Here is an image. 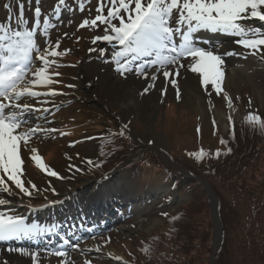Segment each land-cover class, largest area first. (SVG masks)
I'll return each instance as SVG.
<instances>
[{"label":"rangeland","instance_id":"rangeland-1","mask_svg":"<svg viewBox=\"0 0 264 264\" xmlns=\"http://www.w3.org/2000/svg\"><path fill=\"white\" fill-rule=\"evenodd\" d=\"M3 1L18 13L16 28L31 27V22L34 21L32 9L40 7L42 15L35 18L39 21L38 29H43L42 17L48 16L50 19L48 38L53 45L59 38L57 51L65 54L49 57L56 62L49 69V75L54 83L47 87H33L30 84L33 77L29 73L22 85L41 93L50 91L62 93L55 97H39L45 99L51 109L50 112L42 114L45 118L40 119L43 123L40 126L55 128L56 131L48 133L51 137H48V134L46 136L45 132L38 133L37 136L29 139L28 146L32 144L40 146L42 151L39 157L42 163L63 179L48 176L31 159L25 158L23 154L26 149H24L22 159L27 162L22 166L21 179L31 195L20 193L6 176L0 175L12 190L11 193H5L0 188V199L7 195H17L23 199L24 201L14 204L16 210L21 209V216L27 209L19 205L25 204L30 197L35 198L32 202L35 204L40 202L39 197H45L51 209L57 210L69 204L72 208L69 211L70 215L59 221L60 224L63 223L62 229L66 230L58 237L51 236L49 229L48 233L43 234V230L39 229L40 234L35 238L45 243H40L38 246L39 252L35 262L31 258L32 254L24 255L20 252H10L8 249L21 248L27 252L37 249L23 244L0 242V264H37V262L55 264L56 260L53 261L52 255H55L58 249L66 250V255L63 256L65 264H122L141 255L143 249L150 246L153 237H161L167 228L166 217L179 208L186 212L190 220V223L182 225L181 232H188L195 224L201 226V237L204 235L206 238V234H210L208 243L214 254L216 248L220 247L222 238L217 196L226 201L228 192L218 186L217 180L209 184L200 176L190 177L182 169V165H189V159L196 152L213 154L223 150L222 137L233 136L243 118L250 112L252 114L264 112V54L251 55L245 49L239 51L237 48L242 47L234 43L237 37L223 33L199 32L198 42L209 43L199 46L207 45L205 49H214L218 53L234 50L239 55L225 56L222 65V91L219 94L211 85L202 86L199 74L184 68L180 69V75L176 77L180 94L178 98L177 88L165 82L162 71L155 74V66L147 69V79L134 72L121 75L114 70L117 67L115 62H105L111 60V50L106 53L104 59L98 57V52H89L90 48L96 47L91 43L93 36L102 34L103 26L97 29L78 26L84 19H94L97 14L95 9L100 0H69L62 7H57L59 0ZM2 4L0 2V9ZM108 6L105 3V15ZM80 8H83V11H80ZM22 14L24 16L21 18ZM20 21H23V24ZM52 24L57 27H53ZM247 24L264 30V22L250 20ZM34 39L39 46H44V36L38 33ZM174 40L178 44L182 36L177 35ZM100 46L106 47V45ZM141 62H134L133 67ZM182 63L187 62L182 59ZM37 66L39 62H34L33 69ZM168 68L173 66L169 65ZM153 74L157 76L155 81L151 80ZM150 84L152 87L148 88ZM145 88H148L147 92H144ZM225 96L228 97L227 100ZM229 117L232 120L231 125ZM110 123L127 129L129 139L137 146V151L131 156L145 157L153 163L160 162L175 172H182L186 178L198 182L195 192L199 195L205 194L204 202H208V208L205 209L195 202L192 205L187 194V191H190L187 190V186L173 190V184L169 180L163 182L159 174L151 168L153 166L143 165L140 172L132 169L124 172L117 168L109 177L101 181L80 175L81 171L76 169L87 166V161L92 160L95 139L103 131V127ZM20 147L24 148L23 142ZM253 156L258 158L259 162L252 161L255 168L251 171L247 169L245 183L252 188L264 189V144L261 142L256 144ZM70 165L73 167L70 168ZM90 187L98 188L100 191L113 187L116 191L112 196L111 206L107 205V209L101 208L104 215L99 211L101 215H98L96 222L84 219L92 208L85 203V200L81 201V198L86 199L92 195ZM51 188L56 189L55 195ZM74 199H79V202L74 203ZM226 205V211H230L227 202ZM10 210L6 205H0V213ZM165 213L167 215H164ZM51 214L49 213L48 216ZM107 214L112 221L104 227L101 224L107 220ZM76 218L84 219V222L80 223L82 224L80 228L76 226ZM55 220L41 217L38 222L45 221L48 228ZM239 221L242 226L245 225L242 219ZM237 229H230V239L229 237L226 239L227 249L235 258L243 262L242 264H264V260L251 255L253 253L251 249L243 248L245 239L240 232L235 237ZM76 235L79 239L74 242ZM35 238L24 237L16 241L20 239L29 241ZM157 242L160 244V249H163L161 242ZM92 244L95 246H91ZM79 245L84 250L77 251Z\"/></svg>","mask_w":264,"mask_h":264},{"label":"snow or ice","instance_id":"snow-or-ice-1","mask_svg":"<svg viewBox=\"0 0 264 264\" xmlns=\"http://www.w3.org/2000/svg\"><path fill=\"white\" fill-rule=\"evenodd\" d=\"M68 2L69 0H59L57 7H62ZM105 3L109 5L106 15ZM20 7H23L22 3ZM79 10L83 11V8ZM95 11L97 14L94 19H84L78 27L97 29L103 26L102 34L93 36L91 43L96 47L90 48L89 52H98V57L104 59L106 53L111 50V60L105 62H115L117 67L114 70L121 75L134 72L147 79V69L155 66L156 72L162 71L165 82L177 88L176 77L180 75V69L184 68L199 74L201 85H211L219 94L222 91L224 58L239 53L234 50L218 53L214 49L209 50L199 46L197 35L199 32L223 33L237 37L234 43L251 55L264 54V30L247 24L250 20L264 22V0H100ZM41 15L42 10L37 6L34 9V22L31 27L0 26V175L6 176L7 180L26 196H30L31 192L21 179L22 166L27 162L22 159V152L24 149L36 152V149L28 146L31 137L41 132L56 131L55 128L28 124L26 120L28 113L51 111L47 107L37 108L31 100L41 96L62 95L55 91L45 93L32 91L29 87L22 86L29 73L33 77L30 81L33 87H47L54 83L49 75V69L56 62L49 57L65 54L57 51L59 38L55 45L48 38L50 27L48 16L43 19V29H38L39 21L35 18ZM52 26L57 27L55 24ZM38 33L45 38L43 47L34 39ZM64 35L66 36L67 33ZM177 35L182 36L178 44L174 40ZM182 59L187 63H182ZM136 61L142 62L133 67ZM34 62H39V66L35 69H33ZM169 65L173 68H168ZM55 74L59 75V73ZM156 79L157 76L153 74L151 80ZM68 87L74 86L68 85ZM150 87L151 84L148 88ZM148 88H145L144 92H147ZM179 95L177 88L178 98ZM224 98L228 99L227 96ZM245 120L253 127L259 124L264 128V121H261L259 116L249 114ZM231 123L229 117V124ZM213 124L215 126V122ZM123 134L122 132L121 135ZM21 142L24 144L23 149L20 147ZM224 143L225 141L221 140V144ZM219 154L216 153L217 156ZM204 155L202 151L198 153L197 162ZM30 159L48 176L63 179L57 172L45 167L39 156L33 155ZM87 163L91 165L92 161L89 160ZM76 171L80 169L77 168ZM0 188L5 193L12 191L2 178H0ZM51 191L56 194L55 188H51ZM9 203L7 199H0V205ZM39 234L35 226L29 227L25 224L22 216L0 213V241L18 239L22 236L35 238ZM8 251L28 254L27 250L21 248H9ZM37 252L39 249L31 255L34 262L37 259ZM54 254L63 257L66 255V250L58 249Z\"/></svg>","mask_w":264,"mask_h":264},{"label":"trees","instance_id":"trees-1","mask_svg":"<svg viewBox=\"0 0 264 264\" xmlns=\"http://www.w3.org/2000/svg\"><path fill=\"white\" fill-rule=\"evenodd\" d=\"M252 115L259 116L261 121H264V112ZM245 118L233 136L222 137L221 140L225 141L223 150L213 154L204 152L205 155L199 162L197 154L200 152H196L189 159V165H182V169L190 177L200 176L209 184L217 180L218 186L228 192L226 201L217 196L216 192L222 238L215 254H212L213 249L208 243L210 234L207 233L206 238L204 235L201 237V226L195 224L188 232H181L182 225L190 223V220L186 212L179 208L166 217L167 228L161 237H153L152 243L143 249L141 255L122 264H242L243 262L235 258L226 247V239H230V229L236 228L238 229L235 231V237L240 232L245 239L243 248L251 249V255L264 260V189L252 188L245 183L247 169H254L253 163L258 160L253 156L254 148L260 142L264 144V128L259 124L253 127ZM135 151L137 146L131 142L125 129L110 123L103 127L95 141L92 164L83 166L80 171L91 179H101L112 174L117 168L124 172L129 169L140 172L143 165L153 166L151 168L159 174L163 182L169 180L173 184V190L187 186L192 205L195 202L205 209L208 208V202H204L205 194L199 195L195 192L198 182L160 162L153 163L145 157L131 156ZM217 152L220 153L218 156ZM97 164L100 166L96 167ZM226 202L230 211H226ZM240 219L244 221V226L240 224ZM157 241L161 242L163 249H160Z\"/></svg>","mask_w":264,"mask_h":264},{"label":"bare ground","instance_id":"bare-ground-1","mask_svg":"<svg viewBox=\"0 0 264 264\" xmlns=\"http://www.w3.org/2000/svg\"><path fill=\"white\" fill-rule=\"evenodd\" d=\"M198 44H209V43L198 42ZM205 46H207V45H203V48ZM235 47H238V46H235ZM237 49L239 51H243V48H237ZM156 73H158V72H155V74ZM31 102L37 108H45V107L49 108L50 107L47 104L46 100L43 99V98H41V99H39V97L38 98H34V99L31 100ZM42 114H43L42 112L41 113L30 112V113L27 114L26 120H27V122H29V125H35V124L43 125V123L40 121V118H39L40 116H42ZM41 133H44V132H41ZM45 133H46V136H47L48 133L47 132H45ZM48 137H51V135H49ZM29 148L36 149V152L33 153V152L29 151L28 149H26L24 151V154H23L25 156V158L30 159L31 156H33V155L40 156V153L42 151V148L40 146H38L36 144H32V145L29 146ZM89 189L92 190V195H90L86 199L85 198H81V201L85 200V203L88 204V205H91V208H92V210L90 212H88V214L86 215L85 221H89V222L90 221H95L96 222L98 215H101V213L99 212V211L102 212L101 208L102 209H107V207H106L107 205L111 206L112 196L115 195L116 191L113 190V187H111V189L106 188V190H103V191H100V189L98 190V188L95 189L94 187H90ZM104 195H106V196H104ZM2 199H7L10 202L9 204L6 205L7 209H11L9 212H7V215L21 216V209H17L16 210V208H14V204H16V203H18L20 201H24L23 199H21L17 195H11V196L7 195V196H5ZM38 199L40 200V202L35 204V203H32L33 201H35V198L34 197H30V198H28V200H26L25 204L23 203V204L19 205L21 207H25L27 209V211H28L24 215H22V217L25 220V224L27 226H29V227L35 226V230L38 231V232H40L39 229H42L43 230L42 234L43 233H48V229L50 227L47 228V224L45 223V221L44 222H41V221L38 222V221H39V219L41 217H44L46 220H50V219L54 218L56 220L53 221L51 224H53V225L55 224L56 225V226H54L56 232L53 233V234H60L64 230H66V229H62L63 228V223L61 222V224H62L61 225L59 223V221H60V219H63L66 216L70 215L69 211L72 208L71 204L65 205V206H61L59 209L55 210V209H51V207L47 206L46 201H45V197H39ZM73 202L74 203H78L79 199H74ZM57 211H58V213L60 215H58V213H56ZM106 211L109 212V210H106ZM51 212H53V213L51 214ZM98 212H99V214H98ZM49 213L51 214L50 216H48ZM103 213L104 212H102V214ZM108 218H109V215H108ZM108 218H107V220L103 221L101 225L105 226V225L108 224V222L112 221L111 218H109V219ZM75 221H76V226H78L81 223V221L84 222V219L80 220V218H76ZM72 228H74V227H72ZM78 228H80V227H78ZM81 232H82V229H81ZM49 234L51 236H54L50 232H49ZM20 238H24V237L22 236ZM29 238H31V237H29ZM78 239H79V237L76 235L75 238L73 239V241L75 242ZM1 242H4L6 244H23V245H25L27 247L31 246L32 249H37V248H39L38 246H40V243H45L44 241H38L37 238H35L33 240H29V241L28 240L27 241H23L22 239L16 241V238H13V239H9L7 241H1ZM6 244H4V245L8 246ZM216 244H217V239L215 241V247H216ZM48 245H50V243H48ZM91 246H95V245L92 244ZM82 249L84 250V248H82V246L79 245V246H77L76 250L80 251ZM32 252H35V251L32 250L31 252H28V253L32 254ZM52 257H53L52 258L53 261L56 260L55 264H65V258L64 257L62 258V257L56 256V255H52ZM37 264H39V263L37 262Z\"/></svg>","mask_w":264,"mask_h":264}]
</instances>
